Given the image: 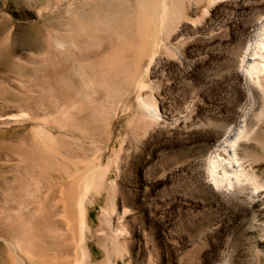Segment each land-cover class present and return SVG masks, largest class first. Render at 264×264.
Wrapping results in <instances>:
<instances>
[{"label":"rangeland","instance_id":"obj_1","mask_svg":"<svg viewBox=\"0 0 264 264\" xmlns=\"http://www.w3.org/2000/svg\"><path fill=\"white\" fill-rule=\"evenodd\" d=\"M78 1L0 0V264L54 255L56 240L37 226L42 216L60 220L52 206L73 179L61 182V171L89 160L102 187L80 184L87 220L79 232L94 257L83 263L78 247L71 264L103 260L106 240L117 264H264L247 207L215 191L203 166L249 102L242 56L264 0H178L156 49L139 63L123 57L103 75L97 52L120 17L83 4L70 49L85 92L69 115L65 18Z\"/></svg>","mask_w":264,"mask_h":264},{"label":"bare ground","instance_id":"obj_2","mask_svg":"<svg viewBox=\"0 0 264 264\" xmlns=\"http://www.w3.org/2000/svg\"><path fill=\"white\" fill-rule=\"evenodd\" d=\"M90 1L80 0L77 4L74 2L76 5L72 3L73 6H76L75 10H73L74 7L70 6V3L66 11L64 42L67 45L68 59L65 67V112L69 115L74 109L79 111L76 100L82 98L84 91L82 81L72 75L75 62L71 58L70 45H72L74 37L79 36L83 30L82 23L75 21L74 15L80 16L83 11L82 5ZM92 2L95 3L93 12H96L100 17L102 16L101 18L111 17V15L112 17L115 15L120 17V20L112 26L111 32L103 37V48L97 52L98 64L94 68H99L97 72L100 75L105 74L106 68H112V63L123 57H131L135 63H139L145 55L147 56L155 50L158 44L159 27L163 26L166 18H169V15L179 7L180 3L178 0H174L173 3L170 2L171 4L167 0H92ZM79 62L77 61L78 69L75 70H81L82 65ZM242 64L240 76L248 88L249 102L247 101L248 104L246 107L244 106L243 110L237 112L234 120L224 126L208 157L204 160L203 166L205 180L215 191L225 198L233 199L241 207H247L244 210L250 220L248 221L250 225H247L256 235L254 240L264 248V17L258 25L252 41L245 47ZM255 94L259 95V105L254 99ZM74 96L76 99L73 98ZM256 104L259 109L257 111ZM152 111L158 114L156 108H153ZM71 119L73 120V118ZM89 161H73L74 168L72 170L66 168L61 171V182L66 181L65 177H72L73 179L69 185L65 184L66 189H61V197H58L52 206L55 216H61L60 220L50 216H42L40 224L37 226L38 232H47L57 242L54 250L55 257L52 254L53 260L50 259L52 255L49 258L48 255L50 254L46 251H44L45 254L41 255L42 258L39 255L41 259L34 253L38 257L37 260H41L43 264H71L69 256L76 253L78 247L82 253L80 260L83 263L93 261L92 247L87 238L79 232L80 223L87 220L84 211L80 212L78 204V193L82 188V182L93 189L102 187L101 175L94 171L93 165ZM14 234L20 238L25 235L22 232H17L16 229ZM36 234L37 232H33V237ZM35 238L37 240V237ZM36 242L40 244L39 240ZM101 243L105 249V258L96 264H117V260L111 255L107 240L101 241ZM60 255L62 258L58 259ZM258 255L264 259V252L259 251ZM79 264L81 263L79 262Z\"/></svg>","mask_w":264,"mask_h":264}]
</instances>
